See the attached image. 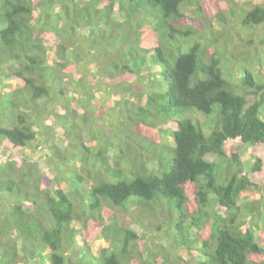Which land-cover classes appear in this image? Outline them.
I'll list each match as a JSON object with an SVG mask.
<instances>
[{
    "label": "trees",
    "instance_id": "1",
    "mask_svg": "<svg viewBox=\"0 0 264 264\" xmlns=\"http://www.w3.org/2000/svg\"><path fill=\"white\" fill-rule=\"evenodd\" d=\"M262 24L264 0H0V155L48 151L0 159V264H264Z\"/></svg>",
    "mask_w": 264,
    "mask_h": 264
},
{
    "label": "rangeland",
    "instance_id": "2",
    "mask_svg": "<svg viewBox=\"0 0 264 264\" xmlns=\"http://www.w3.org/2000/svg\"><path fill=\"white\" fill-rule=\"evenodd\" d=\"M241 1V0H240ZM257 1V0H256ZM264 33V24H262L260 26V31L259 34ZM249 36L248 33H243V37H247ZM237 43V41L235 42V44ZM246 48L242 47V51H246ZM52 55H50L51 57ZM54 58V57H53ZM231 65H233L232 67V75L237 78L239 76V67H237L238 65L235 63H231ZM262 73H263V79H264V68H261ZM18 87V83H12V88H16ZM253 89V88H252ZM260 92H262V90H259L257 92V94H249V98L253 99L254 97L259 96ZM48 124H52L53 128H54V132L60 134L62 131L60 129L59 126H55L52 122L49 121H45L44 125H48ZM37 129V128H36ZM142 131H149L145 126L142 127ZM42 138L47 137L46 135H42L40 136ZM56 136L53 137V139H55ZM94 144H97L96 141H93ZM250 150L248 148L242 147L240 149V159L243 163V167L245 170H249L252 163H253V157L251 156V154L249 153ZM48 151L44 146L41 147H36L35 149H31L30 152L28 154H24L23 155H16L14 153H11L9 151L4 150V152L1 153L0 155V159H2V161H20L23 156L27 157V159L31 158L34 162L37 163H41L43 160H45V157L47 155ZM212 158V157H211ZM1 161V160H0ZM187 193L189 196V199L191 200V202H194V183H189L187 186ZM264 196V195H263ZM261 197V194L255 192L252 193L248 198H244V199H250L251 201H255L258 200ZM0 203H2L0 201ZM119 218H121V220L124 221V223L128 226V228H130L131 230H134V232H136L137 234H139L140 236H142L141 238L144 240H147V247H153V246H158V244H161L163 246H171V250H173L176 254L183 256L185 259L188 258V252L184 247L181 246H176L173 244L172 240L170 237H168L169 232V228L168 226H162V231H158L156 229H147V230H143L142 227L135 223L132 222L130 220V218H128L125 214L121 213L119 215ZM151 219L154 221L155 219L153 217H151ZM261 225V231L264 230V226L262 224ZM97 229V227H95ZM152 242V243H150ZM90 248H91V252L93 255H98L100 250L102 248H105L108 246V241L107 238L104 237V235H101L100 233H97L95 238L90 242ZM156 248V247H155Z\"/></svg>",
    "mask_w": 264,
    "mask_h": 264
}]
</instances>
